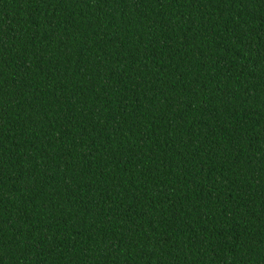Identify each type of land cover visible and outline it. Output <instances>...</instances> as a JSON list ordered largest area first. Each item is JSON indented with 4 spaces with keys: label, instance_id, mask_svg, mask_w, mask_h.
Listing matches in <instances>:
<instances>
[{
    "label": "trees",
    "instance_id": "trees-1",
    "mask_svg": "<svg viewBox=\"0 0 264 264\" xmlns=\"http://www.w3.org/2000/svg\"><path fill=\"white\" fill-rule=\"evenodd\" d=\"M0 264H264V0H0Z\"/></svg>",
    "mask_w": 264,
    "mask_h": 264
}]
</instances>
